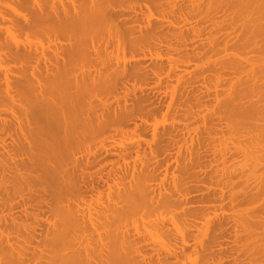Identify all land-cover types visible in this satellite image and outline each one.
Listing matches in <instances>:
<instances>
[{"label":"bare ground","instance_id":"6f19581e","mask_svg":"<svg viewBox=\"0 0 264 264\" xmlns=\"http://www.w3.org/2000/svg\"><path fill=\"white\" fill-rule=\"evenodd\" d=\"M0 264H264V0H0Z\"/></svg>","mask_w":264,"mask_h":264}]
</instances>
